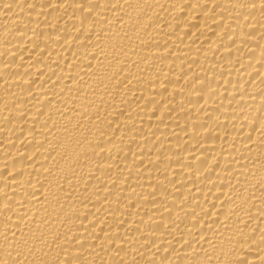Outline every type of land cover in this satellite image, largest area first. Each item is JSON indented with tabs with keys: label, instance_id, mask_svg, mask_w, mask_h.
I'll use <instances>...</instances> for the list:
<instances>
[{
	"label": "bare ground",
	"instance_id": "bare-ground-1",
	"mask_svg": "<svg viewBox=\"0 0 264 264\" xmlns=\"http://www.w3.org/2000/svg\"><path fill=\"white\" fill-rule=\"evenodd\" d=\"M0 264H264V0H0Z\"/></svg>",
	"mask_w": 264,
	"mask_h": 264
}]
</instances>
